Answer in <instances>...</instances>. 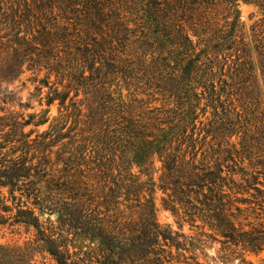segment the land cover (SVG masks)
Wrapping results in <instances>:
<instances>
[{
  "label": "trees",
  "instance_id": "16d2710c",
  "mask_svg": "<svg viewBox=\"0 0 264 264\" xmlns=\"http://www.w3.org/2000/svg\"><path fill=\"white\" fill-rule=\"evenodd\" d=\"M25 71L47 108H0V227L31 237L0 243V264L264 251V0H0V102ZM157 189L197 232L157 221Z\"/></svg>",
  "mask_w": 264,
  "mask_h": 264
},
{
  "label": "rangeland",
  "instance_id": "374dc122",
  "mask_svg": "<svg viewBox=\"0 0 264 264\" xmlns=\"http://www.w3.org/2000/svg\"><path fill=\"white\" fill-rule=\"evenodd\" d=\"M240 11V20L245 26V30L249 32V27L259 17V12L256 7L252 5H247L240 3L239 5ZM43 73L39 74V77L42 76ZM39 79V78H38ZM38 79L37 81L34 80V75L30 71H25L23 74L19 76L18 79L14 80L11 83H2V87L6 86V91L13 90V98L15 101L4 104L0 102V108L5 107L13 111H22L25 116L33 112H39L47 108L44 96L47 92V87H42L40 95H38V90H36V86H38ZM53 77H51V81ZM43 97V98H42ZM42 98V104H39V99ZM20 102L24 107H20L18 105ZM3 112L0 109V114ZM52 115L57 113V103H54L50 106V112ZM47 127V123L40 126L39 130H43ZM30 126L25 127V130H28ZM146 177L144 176L143 179ZM154 178H157V174L154 175ZM156 195V213L155 216L157 221L163 226L167 227L168 230L179 231L185 234H194L197 232V228H192L188 223L180 222L178 218L172 213L170 209L164 207L163 204V197H166L165 194L162 193L161 190L157 189L155 191ZM46 216V215H45ZM52 219H55V216H51ZM182 224V230H179V225ZM12 229H7L6 227H0V243L6 242H22L29 237H31V232H27L24 227H20L15 231H11ZM222 247V243L220 241L208 240L207 245L203 246L201 249H188L186 251L179 250L177 254H179L180 260L185 261L187 263H195L198 262L199 264H223L219 261L218 257L221 256L220 249ZM175 253V249H173ZM191 257V258H189ZM247 259L251 260L253 264H264V251L260 253L258 256L255 255H248ZM46 264H55L54 260L49 256L46 255L44 259ZM181 264H185L182 262ZM229 264H238L237 259Z\"/></svg>",
  "mask_w": 264,
  "mask_h": 264
}]
</instances>
